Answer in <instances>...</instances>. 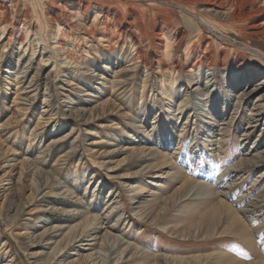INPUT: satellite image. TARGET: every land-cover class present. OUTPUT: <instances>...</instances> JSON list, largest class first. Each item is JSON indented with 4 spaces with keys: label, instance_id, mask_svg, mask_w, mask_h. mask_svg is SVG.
Instances as JSON below:
<instances>
[{
    "label": "rangeland",
    "instance_id": "374dc122",
    "mask_svg": "<svg viewBox=\"0 0 264 264\" xmlns=\"http://www.w3.org/2000/svg\"><path fill=\"white\" fill-rule=\"evenodd\" d=\"M64 2V7L68 8ZM57 3L58 1H49L50 7L45 11L50 16L64 18L55 6ZM248 4L237 3V7L247 9ZM22 5L29 9L28 3L18 0L16 10L21 12L18 16L14 15V18L9 14L13 25L17 24L18 19L29 21L31 17L26 11H22ZM197 6L199 4L195 2L194 7ZM127 7V14L130 12H127L128 10H134L131 6ZM157 7L164 8V12H168L172 19L177 20L176 28L185 31L182 32L185 40L181 48L192 39L191 37L194 38L198 34L200 26L202 29L201 35L192 43L193 58L186 59L188 62L185 63V55L181 51L179 53L178 64L181 66V72L176 75V85L181 88L175 97L168 92V76L161 73L155 63L147 69H144L141 62L133 64V61L125 57L129 52L125 46L116 56H112L111 61L114 64L111 65L100 57L99 53L102 50H110L108 45L102 47L103 44H99L98 52L95 53L91 46L89 48V43L79 41L83 50L77 59L82 62L86 58L85 64L90 63L91 66V70L85 72L84 63L76 67L72 62H61V58L51 48L54 40H47L43 46L37 44L36 54L42 47H47V50L42 49L40 52L43 59H51L46 61L41 75L50 71V83L45 86L43 80L40 81L32 102L22 104L20 98L24 81L19 85L18 77L10 75L20 68L15 64L21 47L16 40L4 49V56L0 59V126L3 124V127H0V163L8 160L9 162L5 163L13 166L5 167V180L0 190V264H46V253L53 244L43 247L44 244L50 237L60 239L69 227L80 224L85 218L84 211L89 206H92L95 209L93 213L104 221L100 233L108 229L119 237L121 234L123 240L136 243L142 248V252H145L137 256L128 254L121 264H186L178 258L189 256H201L204 259L202 264H213L206 259L207 256H213L211 254H217L221 260L224 259L222 256L227 254L246 263L263 264L264 163L243 165L236 171L228 169V175L225 174L226 181L234 182L233 189H229V200H226L228 204L238 200L235 206L242 208L245 204L249 206L257 203H254L255 208L245 215L251 220L247 226L253 231L254 237L244 238L241 234L232 233L217 234L219 231H233L223 220L211 225L208 231L210 235H193L194 228L191 226L202 221L198 207L209 204L213 206V202L208 198L207 190H201L199 186L191 191L189 189L191 179L203 180L212 185L211 187L216 186V177L224 169L236 166L238 160L243 157L248 158L264 151V99L262 105L257 108V116L249 114L253 105V99L250 98L241 101L242 106L238 113L231 111L237 107L235 100L246 87L247 79L251 77L253 84L263 83L264 86V33H253L249 26L252 22L264 19V8L235 25H229V18L225 19L224 23L217 19L223 25L212 22L213 28H208L201 25L200 19L192 17L196 14L192 10L183 9L175 3H164L152 6L150 11H158ZM115 8L123 10V7L117 5ZM36 10L42 11L38 6ZM133 12L136 15L137 11ZM161 15L162 13L156 15L153 20ZM45 17L49 19L47 14ZM208 40L211 44L204 49ZM143 51L146 56L153 54L151 46ZM26 54L25 51L22 55L24 61L28 57ZM86 54L90 57L87 58ZM204 57L214 59L213 69L207 71L202 68L198 82L193 83L192 78L196 75L187 74L185 70L191 68L193 61ZM33 58V65L37 67L40 56ZM53 60L56 62L53 63ZM68 71L73 74L72 78L67 74ZM33 72L34 70L27 73L25 83ZM207 73L210 74V81L205 85ZM233 75L237 76L236 79H233ZM99 76H103V79H99ZM239 79L235 84L234 81ZM62 80H65L64 84H68L66 81H72L73 84L65 86ZM85 84L89 86L86 87ZM61 85H64V88ZM196 88L199 89L198 94H195ZM205 89L209 91L210 97L205 95ZM43 91L49 95V103L52 105L50 109L54 107L51 110L53 117L45 122L39 115L46 109L42 103ZM85 92L89 94L83 95ZM67 95L72 97V103L67 99L63 102L61 97ZM182 101L186 104L181 110H177ZM82 105L87 110L85 115L90 116L89 121L85 123L66 112L68 108H82ZM210 107L215 115L213 120L209 119ZM141 113L144 115L141 116ZM46 115L44 116L47 117ZM232 115L235 116L233 122L225 126L223 123ZM181 128H184V135L180 140L182 143L176 149L175 139L178 138L177 134ZM71 129H74V133L66 136ZM160 136L169 139L164 151L166 158L174 156L182 165L186 177L182 171L177 173L175 168L167 165L149 170L151 158H124L125 150L134 147L145 146L147 152L157 151L161 145L156 138L160 139ZM220 136L222 139L219 141ZM57 139L59 141L54 143ZM126 140L134 143H125ZM71 146H75V149H71ZM71 150L73 152H70ZM29 164L40 168L36 176ZM1 168L0 166V170ZM133 172L137 173L131 175ZM3 173L0 171V176ZM48 173L53 176L54 185L45 189L42 186L39 193L35 192L37 185L33 187L31 179L41 183ZM232 173L235 174L234 177L231 176ZM207 175L210 176L209 179ZM134 185L147 188L139 196L132 198L131 187ZM33 195L36 199L32 198ZM169 196H172L173 202L168 204L167 210L155 221H144L133 214L134 209L141 204L138 202L156 197V200L163 204ZM14 205L16 208H13ZM113 205H117V208L111 209L107 214ZM23 206L25 209L22 211ZM121 212V220H116ZM156 212L154 211V214ZM237 219L242 220L240 216ZM56 226L67 227L62 230L64 233H60L55 231ZM105 226L111 227L105 229ZM77 248L81 250L79 246L75 250ZM75 252L69 250L68 253ZM89 252L90 249H83L80 252L82 260L76 264H82L84 255ZM107 264H111V261Z\"/></svg>",
    "mask_w": 264,
    "mask_h": 264
},
{
    "label": "bare ground",
    "instance_id": "6f19581e",
    "mask_svg": "<svg viewBox=\"0 0 264 264\" xmlns=\"http://www.w3.org/2000/svg\"><path fill=\"white\" fill-rule=\"evenodd\" d=\"M21 1L28 3L29 9L25 7L26 5H22L21 9H23L22 11H26L27 15L29 14L28 16H31V17L29 18V21L28 20L20 21L18 19L17 24L13 25V21L12 19L9 18V14H12L11 16H13L14 18V15L18 16L19 13L21 12V11L16 10V4L18 0H0V59H2L4 56V51H5L4 49L10 46L12 42L18 40L17 43L21 47V49L18 51V58L16 60L15 65L16 67L18 66L21 69L19 68L18 71L15 70L14 73L10 75H12L15 78L18 77L19 85H21V82L24 81L23 82L24 85H22L23 87L22 95H21L22 98L19 97L22 100L21 102L22 104H27L26 103L27 101L32 102L35 92L39 88L40 81L43 80V83L45 86L48 85V83H50V74H51L50 71L46 72L43 76L41 75L43 67L46 65V61L51 59V57H48L47 59H43L42 52H40L42 49L47 50L46 49L47 47L45 46L42 47V49L39 50L38 53L36 54L37 44H40V46H43L44 44H46L47 40L48 42L50 41L52 42V40H54L52 42L51 48L52 50L55 51L57 56L61 58L62 60L61 62L68 63V64L72 62V64L76 67H80V65L82 66V64L83 63L85 64V61L87 60L85 58V61L81 62L80 60L77 59V57H80L82 53L81 51L83 50V45L81 49L79 41L83 43H89V48L91 46L94 49L95 53L98 52L97 48L99 44L102 43L103 44L102 47H105L108 45L107 47H109L110 50H102L99 53H100V57L104 58L111 65L114 64L111 61L112 56H116V54H118V52H121L125 46L126 48L129 49V50L127 49L129 52L125 57L129 61H133V64H137L141 62L144 69H147L150 65L155 63L157 66L156 68L162 71L161 73L168 76V78L170 79L168 92L174 94L171 96L175 97V96H178V94L180 93V88H181L180 86L176 85L178 82L176 75H178L181 72L180 71L181 66L180 64H178L179 53L181 51L185 55L184 57L185 63L188 62L186 59L193 58L194 56L193 45L194 44L192 43L195 42V40L201 35L202 29L200 26V31L198 32V34L194 38L191 37L192 39H190L187 42V44L181 48L180 46L185 40V35L183 34L185 31H182L181 29L176 28L177 20L172 19L169 16L168 12L163 11L164 8L162 7H157L158 11H154V10L150 11L151 7L159 6L164 3H175L183 9L192 10L194 13H196L192 17H197L198 19H200L201 25H204L208 28H213L214 25L211 24L212 22L223 25L224 20L228 18H229V25L230 26L235 25L240 20L248 19L249 18L248 16L256 12H260L264 8V0H97L93 2L90 0H78L76 2L73 0H67L65 2L64 0H49L52 2L58 1V3L55 6H57L60 12L64 15V18L63 17L57 18L54 16H50V14L47 11H45L46 8L50 7L48 0H21ZM142 1H145V2H142ZM62 2H64L66 7H68L69 9L65 8ZM195 2L199 4L197 8L194 7ZM237 3H244V4L249 3L248 4L249 6L247 7V9H240L237 7ZM116 5L118 7L120 6V8L123 7V10H118V8L116 9L115 8ZM36 6L41 7L42 11L41 12L37 11ZM127 6H131L135 11H137L136 15H134V12H133L134 10L132 9L128 10L127 12L129 11L130 12L129 14H127L125 12L128 8ZM161 13L162 15L159 16V18L153 20V18L156 17V15L161 14ZM46 14L49 17L48 20L45 17ZM217 19L219 20L221 19L223 23L221 21H218ZM249 26H250V29L253 31V33H257V34L264 33V19L260 20L259 22H252L251 24H249ZM16 31L17 33L15 34ZM94 42H95V45H94ZM210 44H211V41L208 40L207 43L205 44L204 49ZM150 46L153 48V54L152 56H146V53L143 50L147 49ZM25 51L27 52L26 56L28 57L24 61L25 58H22V55L25 53ZM104 51L108 52L109 54L107 55L106 52ZM34 56H40V61H39L40 63L37 65V67L33 65ZM117 56L119 57V55ZM86 57L89 58L90 56L86 54ZM20 60L21 62L19 63ZM201 60L202 62H200ZM213 61H214L213 58H206V57H204V59L199 58L196 62L193 61L191 68H187L185 71L187 74L194 73L196 76L192 78V81L193 83H197L199 76L201 75V72H202L201 69L202 68L207 69V71L212 70L214 66ZM52 62L55 63L56 60H53ZM89 65L90 63L85 64L84 66L86 67L85 72L91 70V66ZM162 65L165 66L164 69ZM32 70H34L33 74L31 73L32 76L30 75L31 77L29 78V81L27 80L28 82L25 83V77L27 73H29V71H32ZM93 72H94V69H92V73ZM67 74H69L70 78H72L73 74L71 73V71H68ZM209 76L210 74L207 73L205 85L208 83V81H210L208 80ZM236 77L237 76L233 75V79H236ZM250 78L247 79V82L245 83L246 87H244L241 95L237 96L235 100V105H237V107L231 109V111L235 114L238 113V111L240 110L242 106L240 105L241 101L243 99L245 101L246 99L250 98V100L253 99V105H252V108H250L249 114L253 116L258 115L257 108H259L262 105V101L264 99V92H262L264 89V86H263V83L253 84ZM99 79H103V76H99ZM64 81L62 80L61 82L64 84ZM239 81L240 79L234 82L235 84H237ZM66 82L69 85L73 84L72 81H69V82L66 81ZM78 83L82 84L80 83V81H78ZM68 84H64V85L68 86ZM85 86L88 87L89 85L85 84ZM45 88L47 90V87ZM87 90L88 89L86 90L84 89V91H87ZM198 90L199 89L196 88L195 94H198ZM205 90H206L205 95L208 96L209 91L207 89ZM31 92L33 93L29 95ZM17 93L18 92H16V94ZM164 93L166 94V92ZM43 94L44 95H43L42 103L45 104L44 106L46 109L42 110V112L39 115L40 117H42L41 119H43L45 122V120L48 121L50 117L52 116L53 111L51 110L54 107L50 109L52 105L49 103L50 98H49L48 93L43 91ZM88 94L89 93L85 92L83 95H88ZM210 96L211 95H209V97ZM61 98L63 99V102L67 99L69 103H72L71 96L67 95ZM182 100L184 101L185 98H183ZM183 101L178 105L177 110L179 109L181 110V108L184 107L186 102L184 103ZM86 111L87 110L84 109L83 105H82V108H75V109L68 108L66 110V112H68V115L70 116L73 115L78 121L83 122V123L88 122L90 119V116L85 115ZM214 111L216 110L214 109ZM46 114H48V116ZM208 114H209V119L213 120L212 118H214L215 115L213 114L211 107L208 108ZM44 115H46L47 117H45ZM142 115H144V113H141V116ZM234 118L235 116L232 115L229 118V120L223 124H226L225 126H229L233 122L232 120ZM1 126L3 127V124ZM183 129L184 128H181L179 130L177 134L178 138L175 139L176 146H177L176 149H178L180 143H182L180 140H181V137L183 138V135H184ZM73 133H74V129H71V131L68 134H66V136H71ZM152 137L150 139H152ZM164 137H161L160 139L159 137L156 138V141H160V145H161L158 147L157 151L152 150V151L147 152V149L145 148V146L144 147L143 146L134 147V148L125 150L126 156L124 158L129 159L134 156L138 158L139 157H144L148 159L151 158L152 162L151 164H149L150 165L149 170H152L158 167H165L167 165L170 168H175V172L180 173L183 170V167L180 163L177 162V159H175L174 156L166 158V154L164 153V151H165V148L168 146L169 139H166ZM167 137H168V134H167ZM220 139H222V136H220L219 141ZM245 139H247V137ZM58 141L59 139L54 140L53 142L57 143ZM97 143H100V142H97ZM125 143H131L132 145L134 141L126 140ZM71 149L74 150L75 146L73 147L71 146ZM120 150H123V148H120ZM70 152H73V151L71 150ZM5 162H9V161L4 160L3 162L0 163V166L2 167L0 171L4 172L0 176V179H1L0 180V190L3 187L2 183L5 180L4 179L5 174H6L5 167L10 168L13 166V165L10 166ZM98 163L101 164L102 162H98ZM258 163H264V151L261 153L259 152L258 154L253 155V156L251 155V157L249 156L248 158L243 157L240 160H238V163L236 164V166L234 165L233 167L231 166L232 168H227L226 170L224 169L223 172H221V174H218V176L216 177V180L214 182L216 186L214 187H211L212 185L204 182L203 180L202 182L201 180L199 181V180L191 179L192 180L191 188L189 189V191L199 186L201 190L205 189L208 191V195H209L208 198L211 199L213 202V206L212 204H209V206H203L201 208L198 207V213H200L202 221L201 223L197 225L191 226L192 228H194L192 232L193 235L195 234H200L201 236H207L208 234L210 235L208 231L210 230L211 225L220 223V221L223 220L228 223L229 229L233 231H219L217 234L221 235L224 233L226 234L232 233L235 235L241 234L242 236H244V238L254 237L253 231L252 230L250 231V229H248V226H247V224H250L251 220L249 219L248 216H245V215L255 208L254 203L256 202L252 203L251 205L249 204V206L248 204H245V206H242V208H238L235 206V203H238V200L237 201L233 200L234 202H231L230 204H228L226 200H229V194H230L229 189L230 188L231 190L233 189L232 186L234 182L226 181L227 177L225 176V174L227 173L228 169H231V170L234 169V171H236L240 169L243 165L250 166V165H257ZM3 164L5 165L2 166ZM30 167L34 169L33 173L36 176L38 172L40 171V168L35 167L32 164H29V168ZM160 172L163 174L165 173V171L164 172L160 171ZM136 173L137 172H133L131 175H135ZM183 173L185 176L186 173L185 172ZM231 176L234 177L235 174L232 173ZM207 178L209 179L210 176L207 175ZM52 182H53V176L49 173L44 177V181H41V183H38V181L36 182L33 179H31L30 181L33 187L37 185V187L35 188V192L37 193L40 192L42 186H44V189L47 187L53 186L54 183ZM146 188L147 187L143 185L132 186L131 187V192H133L132 198L139 196ZM156 197H153L151 200H143L142 202L141 201L138 202V204L139 203L141 204L136 209H134L133 214H135L136 217L144 221L148 219H150V221L152 222L155 221V219L160 214H163L167 210L168 204H171L173 202L172 196H169L165 202L163 201L164 202L163 204L161 202H158V200H156ZM32 198L36 199V196L33 195ZM263 202H264V197H263ZM114 203H117V202H114ZM259 204H262V203H259ZM14 207L16 208L15 205L13 206V208ZM262 207L264 208V204ZM116 208H117V205L111 206L109 211H107V214L112 211L111 209H116ZM24 209H25V206H23L22 211ZM94 210L95 209L92 206H89L84 211L85 212L84 220H82L80 224L69 227V230L65 231V234L60 239L57 240V239H53L52 237H50L47 240V243H45L44 244L45 246L43 247H46L50 244H53V246L50 249V251L46 253V257H47L46 264H52L56 262L58 264L59 263L76 264L82 260L81 258L83 256L80 257V252L83 249H85V251L86 249L87 250L90 249V252L84 255V261L81 262L82 264H107L108 261L109 262L111 261V264H121L122 260L125 259V257L128 254L129 256L130 255L137 256L138 254L145 253V252H142V248L137 246L136 243L132 244L130 242H126L125 240H123L124 237L121 234L119 237L118 235H115L111 233L108 229H106L108 227L110 229L111 226H105L104 228L106 230L103 233H100V229L103 228L104 221H102V219L100 220L99 216L93 213ZM154 211H157V212L154 214ZM122 215H123L122 212L119 213L116 217V220L119 218L121 220ZM222 215H223V218H222ZM238 216H240L242 220L237 219ZM244 216L246 217L245 220L243 219ZM13 223H15V221ZM65 227L67 226H62V227L56 226L55 231L60 232ZM62 233H64V231H62ZM59 235L60 234H58V236ZM38 243H40V240H38ZM78 246L81 247V250H79L80 248H77V250H75L76 247ZM96 246L97 248H95ZM84 247H89V248H84ZM69 250H73L76 252L73 254L68 253ZM256 251L258 254L259 251L258 250ZM211 255L213 256H207L206 259L213 262V264H258L260 263V262L246 263V262L238 260L235 257L231 255H227V254H225L227 257H224L225 255L222 256V258H224L222 260L219 259V256L217 254H211ZM258 255L260 256V254ZM73 256L74 258H72ZM164 258H166V256H164ZM261 258H263V256ZM178 259H181V262H186V264H202L204 262V259L201 256H189L188 258L182 257ZM261 262L264 264V260H261Z\"/></svg>",
    "mask_w": 264,
    "mask_h": 264
}]
</instances>
